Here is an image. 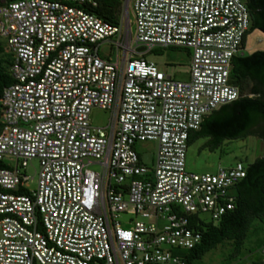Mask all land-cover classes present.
Here are the masks:
<instances>
[{"label": "built area", "instance_id": "1", "mask_svg": "<svg viewBox=\"0 0 264 264\" xmlns=\"http://www.w3.org/2000/svg\"><path fill=\"white\" fill-rule=\"evenodd\" d=\"M122 3L118 24L92 12L100 0L0 4L14 59L0 99V264H188L174 251L201 245L198 228L236 209L246 166L193 173L188 154L204 119L241 98L230 76L251 27L245 1ZM105 43L116 61L100 55ZM169 48L191 52L189 80L147 61ZM94 109L111 112L107 127H93ZM146 142L158 144L153 168L136 150Z\"/></svg>", "mask_w": 264, "mask_h": 264}, {"label": "trees", "instance_id": "2", "mask_svg": "<svg viewBox=\"0 0 264 264\" xmlns=\"http://www.w3.org/2000/svg\"><path fill=\"white\" fill-rule=\"evenodd\" d=\"M245 3L251 18L247 36L254 31L264 34V0H246ZM122 8V0H100L99 7L92 12L105 21L118 24ZM13 62V56L6 51L5 43L0 39V99L4 90L14 84L11 74ZM230 77L231 84L239 88L241 98L208 115L201 129L191 133L189 148L202 139L207 140L202 150L207 149L211 153L219 150L226 141L244 140L249 136L264 141V51L234 58ZM1 115L0 105V132L3 129ZM0 167L7 166L0 162ZM246 171V178L235 189L236 209L219 223L208 224L205 229L198 228L203 233L201 245L190 251H174L188 264H194L226 242L240 248L253 222L264 216V157L248 164ZM263 259L262 256L254 264H264Z\"/></svg>", "mask_w": 264, "mask_h": 264}, {"label": "rangeland", "instance_id": "3", "mask_svg": "<svg viewBox=\"0 0 264 264\" xmlns=\"http://www.w3.org/2000/svg\"><path fill=\"white\" fill-rule=\"evenodd\" d=\"M127 22L130 26L128 30L132 36V47H134L136 20L132 9L129 11ZM111 41L116 43V37L111 39ZM259 51H264V34L254 31L247 36L244 53L245 55H251ZM99 53L103 58L111 61H116L117 59V48L112 43L102 44L99 48ZM120 55L122 58V51ZM190 55L191 52L184 49H156L148 54L146 59L149 62H154L158 69L167 77L179 81H187L190 79L191 72ZM111 118L112 115L109 111L94 109L91 113V123L95 128L107 127ZM206 141V139H202L189 149L188 170L190 172L199 174L214 173L219 167L229 168L238 162H243L247 166L264 157V141L254 136L245 140L226 141L219 150L213 153L207 149L202 150ZM136 150L141 155L142 162L147 167L153 168L157 158L158 144L156 142L140 143L136 146ZM39 172V162L33 161L26 171L27 176L33 178L29 184L30 190L37 188ZM128 219H130V216H120V221ZM203 219L205 222L211 221L208 215H204ZM263 251L264 216L253 222L249 228L247 238L240 248H237L233 243L226 242L204 255L201 259L196 260L194 264H254L262 258Z\"/></svg>", "mask_w": 264, "mask_h": 264}, {"label": "flooded vegetation", "instance_id": "4", "mask_svg": "<svg viewBox=\"0 0 264 264\" xmlns=\"http://www.w3.org/2000/svg\"><path fill=\"white\" fill-rule=\"evenodd\" d=\"M249 137H253V136H249ZM249 137H247V138H249ZM254 137H256V136H254ZM247 138H246V139H247ZM256 138H258V137H256ZM259 139H260V138H259ZM244 140H245V139H244Z\"/></svg>", "mask_w": 264, "mask_h": 264}, {"label": "crops", "instance_id": "5", "mask_svg": "<svg viewBox=\"0 0 264 264\" xmlns=\"http://www.w3.org/2000/svg\"><path fill=\"white\" fill-rule=\"evenodd\" d=\"M121 56V55H120ZM190 59H191V55H190ZM110 60V59H109ZM117 60V59H116Z\"/></svg>", "mask_w": 264, "mask_h": 264}]
</instances>
